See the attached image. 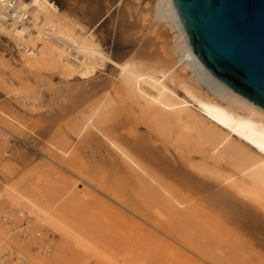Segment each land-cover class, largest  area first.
<instances>
[{
    "label": "bare ground",
    "instance_id": "6f19581e",
    "mask_svg": "<svg viewBox=\"0 0 264 264\" xmlns=\"http://www.w3.org/2000/svg\"><path fill=\"white\" fill-rule=\"evenodd\" d=\"M12 1L0 0V35L15 44L21 70L29 75L50 67L65 86L75 76L89 84V90L78 89L71 96L76 123L70 130L89 147L86 138L97 134L118 161H106L113 169L119 165L112 170L122 177L104 190L137 220L135 231L128 229L123 235L130 248L122 260L160 256L170 264H195L166 241L203 259L171 229L173 222L190 221L234 237L248 231V242L264 253V111L196 62L169 0H155L146 11L131 0L118 1L124 9L122 32L136 45L122 61L106 54L93 32L61 17L49 0H14L9 8ZM147 16L161 25L158 28L165 25L166 32L177 34L164 41V32L145 35ZM108 65L110 80L93 90L96 73ZM0 115L4 129H9L8 121L24 128L1 111ZM142 126L145 131L140 133ZM157 128L171 135L175 156L153 145L150 132ZM66 156L64 149L49 150V158L58 163ZM48 181H16L2 188L0 214L11 215L15 229L0 219V264H50L70 243L90 256L95 253V245L79 229L71 188ZM135 194L152 201L158 217L165 220L153 218ZM24 221L26 227H19ZM45 229L57 234L61 243L55 251L53 243L41 253L33 244L45 240L40 236Z\"/></svg>",
    "mask_w": 264,
    "mask_h": 264
},
{
    "label": "rangeland",
    "instance_id": "374dc122",
    "mask_svg": "<svg viewBox=\"0 0 264 264\" xmlns=\"http://www.w3.org/2000/svg\"><path fill=\"white\" fill-rule=\"evenodd\" d=\"M49 1L58 7L61 17L93 32L96 43L113 60L127 59L136 50L134 38L122 32L120 18L124 9L118 5L119 0ZM131 1L145 11L155 4V0ZM146 13L150 14L151 11ZM153 23L154 19L147 16L145 35L154 37L157 32H164L165 38L158 34L164 41L168 40L167 36L172 40L177 34L174 30L166 32L165 25L158 28L161 25ZM162 39L159 41L162 42ZM110 72L108 65L96 73V79L92 82L93 90H99L110 80ZM63 82L65 80L50 67L29 75L23 72L15 44L0 35V111L24 127L21 128L3 116L10 125L9 129L0 126V194L3 193L4 185L16 181L29 184L39 179H47L49 183L59 185V188H71V200L79 229L93 242L95 253L90 256V253L70 243L59 254V259L50 264H170L160 256L136 262L131 255L129 261L122 260V255L124 257L130 248V241L123 235L128 229L135 231L137 220L112 202L104 190L116 183V178L122 177L120 172H113L118 170L119 165L113 166V169L106 161L114 164H118V161L106 150L97 134H92V140L86 138L91 141L89 147L86 140L82 141L70 130L76 123L72 119L75 113L70 105L71 96L78 89L89 90V84H84L76 76L68 80L67 86ZM142 127L140 133L145 131V127ZM12 130L16 133H11ZM150 133L153 145L160 149L167 148L170 156H175V143L171 135L167 136L169 134L164 129L158 128ZM55 148L67 151L63 163L49 158V150L54 151ZM197 161L194 159L193 163ZM135 197L153 218L165 220L164 217H158L152 201L138 194ZM3 216L0 214L1 221ZM171 229L179 240L203 256L200 259L177 242L166 238L169 245L187 254L195 264H264V253L257 244L251 245L247 240L251 236L248 231L235 233L237 236L234 237L232 234L202 227L194 221L173 222ZM40 236L45 240L33 246L35 251L46 253L44 249L53 243L52 249L55 251L61 243L59 236L52 230H42ZM85 255H89L88 261Z\"/></svg>",
    "mask_w": 264,
    "mask_h": 264
},
{
    "label": "water",
    "instance_id": "95a60500",
    "mask_svg": "<svg viewBox=\"0 0 264 264\" xmlns=\"http://www.w3.org/2000/svg\"><path fill=\"white\" fill-rule=\"evenodd\" d=\"M196 62L264 111V0H169Z\"/></svg>",
    "mask_w": 264,
    "mask_h": 264
},
{
    "label": "built area",
    "instance_id": "2783aa9c",
    "mask_svg": "<svg viewBox=\"0 0 264 264\" xmlns=\"http://www.w3.org/2000/svg\"><path fill=\"white\" fill-rule=\"evenodd\" d=\"M13 3H14V0H13L12 2H8V3H7V6H8L9 8H12V6H10V4H13ZM3 221H4L6 224L12 226L13 229H15V221H13V219L11 218V215L6 214L5 216H3ZM26 225H27V223H26V221H24V222L22 223V225L19 226V227L24 228V227H26ZM37 244H38V243H37ZM37 244H36V242H35V243L33 244V246H37ZM3 264H6V263H3Z\"/></svg>",
    "mask_w": 264,
    "mask_h": 264
}]
</instances>
